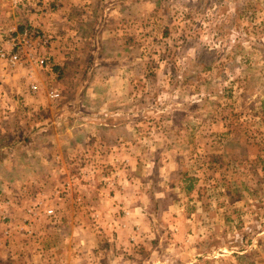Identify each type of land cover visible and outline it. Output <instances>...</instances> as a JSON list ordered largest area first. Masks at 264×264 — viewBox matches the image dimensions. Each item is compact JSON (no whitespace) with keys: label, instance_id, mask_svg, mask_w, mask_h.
<instances>
[{"label":"rangeland","instance_id":"374dc122","mask_svg":"<svg viewBox=\"0 0 264 264\" xmlns=\"http://www.w3.org/2000/svg\"><path fill=\"white\" fill-rule=\"evenodd\" d=\"M1 54L0 264H264V0H0Z\"/></svg>","mask_w":264,"mask_h":264},{"label":"built area","instance_id":"2783aa9c","mask_svg":"<svg viewBox=\"0 0 264 264\" xmlns=\"http://www.w3.org/2000/svg\"><path fill=\"white\" fill-rule=\"evenodd\" d=\"M4 56H5L4 54L0 55V57H4ZM9 59H10V62L14 64L17 61V55L13 54V55H11V57Z\"/></svg>","mask_w":264,"mask_h":264}]
</instances>
